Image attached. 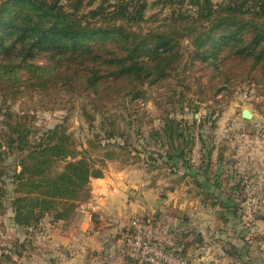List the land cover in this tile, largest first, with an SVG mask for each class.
I'll return each mask as SVG.
<instances>
[{"label": "rangeland", "instance_id": "374dc122", "mask_svg": "<svg viewBox=\"0 0 264 264\" xmlns=\"http://www.w3.org/2000/svg\"><path fill=\"white\" fill-rule=\"evenodd\" d=\"M103 1L83 0L78 14ZM61 2L71 10L77 5V0ZM145 19L140 22L145 31L166 28L174 20L172 6L147 0ZM189 45L184 40L183 46ZM199 61L186 57L169 80L140 86L138 96L106 84L97 94L66 79H52L45 88L21 84L13 91L0 80V264H53L56 211L30 225L14 217L11 175L21 169L20 157L1 142L10 112L29 114L35 139L62 126L79 150L88 148L94 156L103 147L91 140L116 143L117 153L106 168L133 170L145 186L169 200L168 219L178 230L172 232L173 243L186 244L188 250L217 245L225 252V264H264V66L232 62L229 75L219 77L213 66ZM245 108L252 119L243 117ZM167 113L182 119L184 129L192 127L196 136L180 159L169 160V145L162 147L157 139ZM113 127L120 133L110 138ZM232 179L240 184L235 197Z\"/></svg>", "mask_w": 264, "mask_h": 264}, {"label": "trees", "instance_id": "16d2710c", "mask_svg": "<svg viewBox=\"0 0 264 264\" xmlns=\"http://www.w3.org/2000/svg\"><path fill=\"white\" fill-rule=\"evenodd\" d=\"M158 1L172 6L174 20L145 31L140 22L146 20L147 0H104L81 15L83 0L72 10L61 0H0V80L13 91L66 79L97 94L106 84L138 96L140 86L169 80L190 55L213 66L219 77L229 75L232 62L264 66V0ZM185 2L191 7L184 8ZM184 40L190 45L184 47ZM8 115L1 142L19 155L21 167L11 175L16 222L30 225L53 210L57 219L68 217L91 179L104 174L117 144L91 140L103 147L94 156L88 148L79 150L62 126L35 139L29 114ZM162 120L157 139L169 145V160L184 157L194 130H185L183 120L170 113ZM119 130L113 127L108 137Z\"/></svg>", "mask_w": 264, "mask_h": 264}, {"label": "crops", "instance_id": "0c3cea01", "mask_svg": "<svg viewBox=\"0 0 264 264\" xmlns=\"http://www.w3.org/2000/svg\"><path fill=\"white\" fill-rule=\"evenodd\" d=\"M262 167H258L259 171ZM239 186L232 179V197ZM260 198L264 199V195L260 194ZM76 204L68 217L52 218L53 264H123L125 235L131 218L138 214L152 216L159 238L167 244L175 242L172 232L178 230L168 219L169 200L153 187L145 186L133 170L106 168L101 177L91 179ZM183 246L193 264H225V252H220L217 245L206 243L189 250L186 244Z\"/></svg>", "mask_w": 264, "mask_h": 264}, {"label": "built area", "instance_id": "2783aa9c", "mask_svg": "<svg viewBox=\"0 0 264 264\" xmlns=\"http://www.w3.org/2000/svg\"><path fill=\"white\" fill-rule=\"evenodd\" d=\"M123 264H193V258L176 243H165L158 236L152 216L135 215L125 235Z\"/></svg>", "mask_w": 264, "mask_h": 264}, {"label": "water", "instance_id": "95a60500", "mask_svg": "<svg viewBox=\"0 0 264 264\" xmlns=\"http://www.w3.org/2000/svg\"><path fill=\"white\" fill-rule=\"evenodd\" d=\"M243 117L244 118H246V119H252L253 118V113H252V111L250 110V109H248V108H245L244 110H243Z\"/></svg>", "mask_w": 264, "mask_h": 264}]
</instances>
